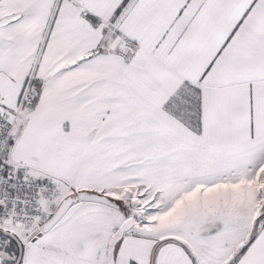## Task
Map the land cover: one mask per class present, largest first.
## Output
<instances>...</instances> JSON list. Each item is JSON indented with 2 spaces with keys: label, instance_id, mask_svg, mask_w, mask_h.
I'll list each match as a JSON object with an SVG mask.
<instances>
[{
  "label": "snow or ice",
  "instance_id": "snow-or-ice-1",
  "mask_svg": "<svg viewBox=\"0 0 264 264\" xmlns=\"http://www.w3.org/2000/svg\"><path fill=\"white\" fill-rule=\"evenodd\" d=\"M0 264H264V0H0Z\"/></svg>",
  "mask_w": 264,
  "mask_h": 264
}]
</instances>
